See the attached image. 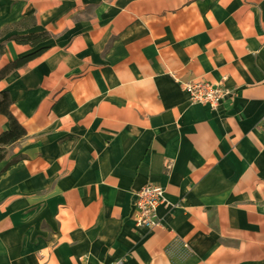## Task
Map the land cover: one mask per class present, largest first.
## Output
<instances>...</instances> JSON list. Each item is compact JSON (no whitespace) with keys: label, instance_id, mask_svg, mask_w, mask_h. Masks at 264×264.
I'll use <instances>...</instances> for the list:
<instances>
[{"label":"crops","instance_id":"obj_1","mask_svg":"<svg viewBox=\"0 0 264 264\" xmlns=\"http://www.w3.org/2000/svg\"><path fill=\"white\" fill-rule=\"evenodd\" d=\"M0 45V69L42 50L0 80L26 131L0 264H264V0H0ZM188 80L236 95L191 104ZM148 183L154 230L135 224Z\"/></svg>","mask_w":264,"mask_h":264},{"label":"built area","instance_id":"obj_2","mask_svg":"<svg viewBox=\"0 0 264 264\" xmlns=\"http://www.w3.org/2000/svg\"><path fill=\"white\" fill-rule=\"evenodd\" d=\"M181 89L187 94L188 101L191 104L207 105L210 109L217 111L225 96L236 95L234 91H228L221 85H215L206 81H179ZM260 127L264 129V117L261 120ZM171 169V163L166 162L165 170ZM167 203L165 190L153 184H146L134 194L135 224L137 227H143L154 230L162 227V223L157 216V210L160 206ZM100 264H124L123 260Z\"/></svg>","mask_w":264,"mask_h":264},{"label":"trees","instance_id":"obj_3","mask_svg":"<svg viewBox=\"0 0 264 264\" xmlns=\"http://www.w3.org/2000/svg\"><path fill=\"white\" fill-rule=\"evenodd\" d=\"M48 35L43 34H31L23 36H12L9 39L15 41L17 44L36 46L39 43L48 39ZM42 50L30 54L28 56L16 59L3 68L0 69V80L7 77L13 71L22 68L28 61L39 55ZM3 53V46L0 45V55ZM12 101L10 95L6 91L0 92V115L6 117L8 121V127L0 133V164L7 161L5 167L0 171L3 173L9 166L15 164L18 159L9 158V148L14 144L22 140L26 136L24 127L18 122L11 112Z\"/></svg>","mask_w":264,"mask_h":264}]
</instances>
